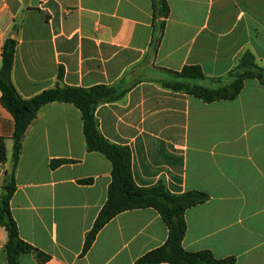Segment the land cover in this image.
<instances>
[{"label":"crops","instance_id":"crops-1","mask_svg":"<svg viewBox=\"0 0 264 264\" xmlns=\"http://www.w3.org/2000/svg\"><path fill=\"white\" fill-rule=\"evenodd\" d=\"M168 5L156 40L153 0H0V68L13 38L11 77L24 99L57 87L114 88L95 116L107 140L130 149L136 183L209 195L186 211L184 248L264 264V84L249 78L235 99L211 103L172 87L227 84L248 52L264 65V0ZM187 68L205 78L181 77ZM1 98L0 90V200L13 175L20 237L50 256L22 254L20 264H135L166 244L168 226L147 207L116 215L83 254L108 200L111 161L88 150L78 107L51 102L26 131L15 164V119ZM7 243L0 226V264H8Z\"/></svg>","mask_w":264,"mask_h":264},{"label":"trees","instance_id":"trees-1","mask_svg":"<svg viewBox=\"0 0 264 264\" xmlns=\"http://www.w3.org/2000/svg\"><path fill=\"white\" fill-rule=\"evenodd\" d=\"M153 1L156 20L155 37L157 40L164 27L165 19L169 15L170 8L168 0ZM16 46L17 42L13 38L5 41L2 53V67L0 68L2 104L15 119V164L20 158L24 135L37 118L40 109L51 102H66L74 104L82 112L88 150L103 153L113 166L108 200L99 213L94 226L86 236L83 254L88 253L98 233L116 215L128 210L152 207L161 214L168 226L169 238L165 245L145 254L135 264H235L236 259L234 257L217 259L209 250L190 252L183 246L187 231L186 211L191 207L206 202L209 199L207 193L192 190L175 194L170 192L163 183L151 187L139 186L134 180L132 172V153L130 149L111 143L101 134L95 112L101 103L114 98V88L106 86H97L91 89L57 87L46 90L33 98L24 99L18 93L11 77ZM62 75L63 71H60V78ZM232 75L234 79L231 82L218 88L186 82L177 83L172 87L185 90L204 102L211 103L223 99H235L244 88L245 81L249 78H256L264 84V66H260L256 62L255 56L249 52L239 59L236 68L231 72L230 76ZM180 76L191 79L205 78V75L198 68H187ZM5 161L6 145L4 140L0 139V162ZM15 189V179L11 175L0 200V226L8 234V243L6 245L8 264H20L19 258L22 254H34L42 261L49 260V255L20 237L18 225L10 209V200Z\"/></svg>","mask_w":264,"mask_h":264},{"label":"rangeland","instance_id":"rangeland-1","mask_svg":"<svg viewBox=\"0 0 264 264\" xmlns=\"http://www.w3.org/2000/svg\"><path fill=\"white\" fill-rule=\"evenodd\" d=\"M256 62H257V60H256ZM258 63V62H257ZM259 64V63H258ZM260 65V64H259ZM260 66H264V65H260ZM234 79V76L232 75L231 76V80H230V82L232 81Z\"/></svg>","mask_w":264,"mask_h":264}]
</instances>
